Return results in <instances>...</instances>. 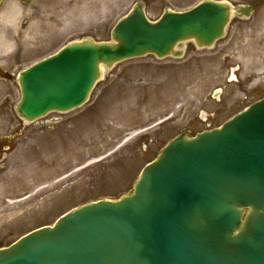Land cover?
Returning <instances> with one entry per match:
<instances>
[{
    "label": "rangeland",
    "instance_id": "obj_1",
    "mask_svg": "<svg viewBox=\"0 0 264 264\" xmlns=\"http://www.w3.org/2000/svg\"><path fill=\"white\" fill-rule=\"evenodd\" d=\"M151 21L203 0H4L0 10V249L64 214L126 195L176 136L221 127L264 98V0L233 16L210 49L183 58L147 56L106 71L88 103L33 123L16 114L21 71L65 45L111 31L138 2Z\"/></svg>",
    "mask_w": 264,
    "mask_h": 264
},
{
    "label": "water",
    "instance_id": "obj_2",
    "mask_svg": "<svg viewBox=\"0 0 264 264\" xmlns=\"http://www.w3.org/2000/svg\"><path fill=\"white\" fill-rule=\"evenodd\" d=\"M253 11L204 0L151 22L138 2L111 41L70 43L22 71L16 112L32 123L81 108L117 64L182 58L179 46L187 43L212 48L234 15ZM0 264H264V99L219 129L180 134L127 195L88 203L28 233L0 249Z\"/></svg>",
    "mask_w": 264,
    "mask_h": 264
}]
</instances>
